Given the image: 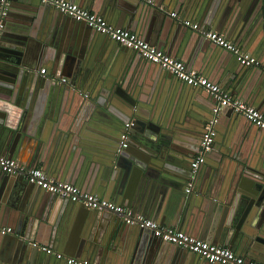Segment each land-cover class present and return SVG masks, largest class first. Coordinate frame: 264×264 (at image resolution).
Returning <instances> with one entry per match:
<instances>
[{"label": "water", "instance_id": "water-1", "mask_svg": "<svg viewBox=\"0 0 264 264\" xmlns=\"http://www.w3.org/2000/svg\"><path fill=\"white\" fill-rule=\"evenodd\" d=\"M108 1L102 9L114 26L143 38L151 31L166 40L174 35L190 60L216 72L231 95L259 101L262 79L250 70L264 69L245 67L197 32L166 21L174 5L210 25L219 0ZM6 2L0 36V155L25 169L42 165L62 173L58 154L57 160L51 158L57 140L69 137L76 152H84L68 170L71 183L177 229L197 232L203 221L201 239L264 264V137L257 133L264 130L232 112L235 117L218 129L193 173L190 164L211 117L207 102L214 104L210 94L39 0ZM231 2L236 5L226 33L233 31L235 43L264 57V0ZM231 58L239 70L248 71L239 73ZM38 65L47 67L46 76L34 72ZM128 122L127 146L119 149ZM57 197L0 171V228L13 229L0 237V264H66L31 245L47 229ZM85 210L91 213H85L77 255L89 264H207L111 213Z\"/></svg>", "mask_w": 264, "mask_h": 264}, {"label": "built area", "instance_id": "built-area-1", "mask_svg": "<svg viewBox=\"0 0 264 264\" xmlns=\"http://www.w3.org/2000/svg\"><path fill=\"white\" fill-rule=\"evenodd\" d=\"M39 1L43 5L53 7L59 13L70 17L74 21L83 23L88 28L108 37L119 45L135 51L147 62L159 66L161 69L172 74L186 85L199 87L211 95L214 104L211 108V117L206 122L204 132L200 139L199 152L190 164L193 173H196L204 163L207 153H209L214 144L217 136L216 126L218 123V117L223 110H230L236 115L244 117L257 128L264 130V111H260L235 99L228 92L219 88L218 85L199 75L196 71L188 69L182 62L150 45L137 34L128 29L111 26L102 17L81 9L69 1ZM7 6L8 3L6 0H0V36L3 30V20L7 15ZM170 16L175 18L176 14L170 13ZM181 25L197 32L204 39L228 51L241 65L245 67L262 68L260 60L242 51L239 47L226 40L221 34L205 30L201 28L199 24L189 20H182ZM40 74L44 75L45 69L40 70ZM60 81L63 83L65 82V79L62 78ZM130 126V122L124 124V131L120 136L119 149H123L127 146L128 129ZM0 171L8 175L21 176L27 183L39 187L48 193L55 194L63 200L80 204L88 210L111 213L128 226H136L139 229L147 230L151 232L154 237L163 242L176 245L193 254L199 255L207 264H261L253 260L247 261L244 257L236 255L229 248L199 240L173 227L163 226L154 221L148 220L144 216L133 212L131 209L125 208L112 201L104 200L95 195L82 192L74 185L63 183L47 176L41 169H25L20 167L14 159L3 155H0ZM186 192H189V189H187ZM10 232V229L0 230L1 235ZM31 245L41 250L43 253L53 256L59 261H64L66 264H89L86 261L65 257L38 243L31 242Z\"/></svg>", "mask_w": 264, "mask_h": 264}, {"label": "crops", "instance_id": "crops-1", "mask_svg": "<svg viewBox=\"0 0 264 264\" xmlns=\"http://www.w3.org/2000/svg\"><path fill=\"white\" fill-rule=\"evenodd\" d=\"M66 1H69L70 3L77 5L81 9L87 10V11H89V12H91L97 16L102 17L109 25L114 26V24L111 23L110 19H108V17H106V14L103 12V9H102L103 5L106 2L109 4L108 0H88V3L87 2L81 3L80 1H72V0H66ZM219 1H220V3H219V6L217 7V11L215 14V17H216L215 21H214L215 23L213 22L210 25H205L204 23H201V21L198 18H195L194 16L190 15V13L188 11H177L175 9L174 5L169 6V8H170L169 11H170V13H175L176 17L173 18L170 16V13H166V19H167L166 21H168V23H170V24L173 22L174 28L176 27V28H179L181 31H185L184 26L181 25V21L182 20H189L191 22L199 24V26L201 28H203L205 30L217 32V33L221 34L222 36H224L225 39L228 40L229 42H231L233 44H237V43H235L236 41L234 40V37H233L234 32L232 31L231 33H226V31H225L226 29H224V27L228 23L230 16L232 15V13L235 10L234 5H236V4H233L232 2L230 3V0H219ZM148 2L154 3V0H149ZM160 8H162V7H160ZM114 27L121 28V27H118L116 25ZM131 32L137 34L141 39H143L144 41H146L150 45L154 46L155 48L163 51L164 53L171 56L172 58L182 62L188 69L196 71L199 75L205 77L206 79H208L212 83L218 85L219 88H221L222 90H225L229 94L232 92V89L230 91V89L228 87L229 85L225 88L222 87L223 84L220 83L221 82L220 80H218L217 73L214 72L213 70H211L209 67H207L205 63L200 65L196 61L190 60V55H188L189 52H187L185 50L184 45L181 46V43H179V41H177V37H175L174 35L171 38L167 39L168 42H166L167 40H166L165 36H163L162 34L160 35L158 33H153V31H151L149 33H145V35H144L145 39L143 37H141L138 33L134 32V31H131ZM237 45L239 46V48L242 51H244V52L252 55L256 59L260 60L261 63H263L262 65H264V57L256 56L254 53L249 51L246 48V46H242L239 44H237ZM231 59L235 65V67L238 69L237 71H240L239 73H242L243 71H248V70H239L242 68H239V66L236 64L237 62H234L235 61L234 58H231ZM42 69H45V74L43 76H46L48 73V69L44 65H38L34 72L38 73V75H41L40 70H42ZM262 69H264V66H262ZM250 72L254 73V74H256L255 72H257L256 75L261 77V79H262V88H261V95H260L261 97L259 98V101L255 102V101H253L252 98H250L251 101L253 102L252 103L250 101L249 97H247L248 99H243L238 93H235L233 95H231L232 94L231 93L230 95L232 97H234L235 99L240 100V101L246 103L247 105L260 110L262 107L264 108V72L263 71L258 72L256 70H250ZM62 78L65 79L66 77H62ZM183 87H184V89H186L187 86H183ZM98 97L101 99V96H98ZM207 103H208V110L207 111L210 113V110L213 107V102L211 100L210 103L209 102H207ZM191 110H192L191 107H188V111H191ZM201 111L204 112L205 110L201 109ZM207 111H205V112H207ZM262 111H264V110H262ZM209 113H207V114H209ZM219 115H220L221 119L218 118V120L219 121L221 120V121L217 125V136H218V129L224 130L225 129L224 123H226L230 119V117H235V116H232L235 114H233L229 110H223ZM187 117H189V114L187 115ZM257 133L264 137V135H263L264 132L263 133L257 132ZM70 142H71V139L69 137L60 138L59 142L57 140L56 145H55V152L52 154V158H51L52 162L54 160H57L56 154H58L59 161H62L64 163V165L62 167V169H63L62 173H52V171L44 170V169H42L43 168L42 165H37L36 168L41 169L47 176L52 177L57 181L67 183L70 185H74L77 188H79L82 192L95 195V193L87 191V189H86L87 187L81 188L79 185H76L75 183H71L67 179V178H69L68 177V170H71V172H72L73 171L72 168L79 161V157L81 156V153L84 154L83 149H81V148H80L81 151L76 152L77 146L76 145L72 146L70 144ZM28 145H30V143L27 141V142H25L24 147L27 148ZM218 145L220 148L223 147V144L222 143L220 144V142ZM60 148H61V151L58 152L59 151L58 149H60ZM3 156H5V155H3ZM52 162H51V164H52ZM118 169H119L118 167L113 168V170H115V171H117ZM226 176L227 175L225 174L224 177H226ZM222 182L224 183L225 179L222 178L221 183ZM187 186H189V185H187ZM187 188H189V187H187ZM187 188L185 189L183 194L187 193L186 192ZM95 196H97V195H95ZM97 197H99V196H97ZM99 198H101V197H99ZM101 199H104V198H101ZM104 200H108V199H104ZM109 201H111V200H109ZM114 203H116V202H114ZM116 204L121 205L125 208H129V207H126L122 203H116ZM129 209H131L133 212L145 217V215L143 213H141V212L138 213V212L134 211L132 208H129ZM85 213H91V212H89V211L87 212V210H85V208H83L82 206H78V205L76 206V205L70 204L69 202H66L63 199L57 197L55 207H54V209H53V211H52V213L48 219V222H47V229L44 228L43 230H41V237L38 238L35 241V243L43 245V246H45V247H47V248H49V249H51L57 253L62 254L65 257H70V258H74V259H77L80 261H86L89 263L88 259H86L84 257L80 258V256L77 255L79 242L81 240L80 232L82 230V227L84 225V219L86 217ZM147 219L154 221L157 224H160L163 226L173 227L170 225V223L161 224L155 220H152L149 218H147ZM196 221H197V216L195 215V217L193 216V219H192L193 225L196 224ZM203 226H204V223L202 221V227L199 224V228H198L197 232H195L194 230H191V229H185V230L184 229H177V228H175V229H177L181 232H184L187 235L192 236L194 238H197L199 240L209 242L207 239H201L200 238L201 237L200 234L203 232ZM2 229L13 230L11 227H8V226L1 227L0 230H2ZM193 229H194V227H193ZM191 232H195V235L192 234ZM2 236H4V235L0 234V237H2Z\"/></svg>", "mask_w": 264, "mask_h": 264}]
</instances>
